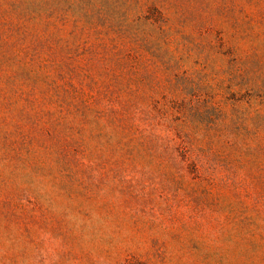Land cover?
I'll return each instance as SVG.
<instances>
[{
	"label": "rangeland",
	"instance_id": "374dc122",
	"mask_svg": "<svg viewBox=\"0 0 264 264\" xmlns=\"http://www.w3.org/2000/svg\"><path fill=\"white\" fill-rule=\"evenodd\" d=\"M0 264H264V0H0Z\"/></svg>",
	"mask_w": 264,
	"mask_h": 264
}]
</instances>
